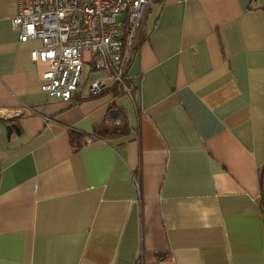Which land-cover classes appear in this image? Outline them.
I'll return each instance as SVG.
<instances>
[{"label": "crops", "instance_id": "crops-1", "mask_svg": "<svg viewBox=\"0 0 264 264\" xmlns=\"http://www.w3.org/2000/svg\"><path fill=\"white\" fill-rule=\"evenodd\" d=\"M17 12L0 0V264H264V8L154 0L131 96L69 101L41 89Z\"/></svg>", "mask_w": 264, "mask_h": 264}, {"label": "built area", "instance_id": "built-area-1", "mask_svg": "<svg viewBox=\"0 0 264 264\" xmlns=\"http://www.w3.org/2000/svg\"><path fill=\"white\" fill-rule=\"evenodd\" d=\"M153 1L18 0L11 26L20 42H39L30 58L43 65L41 89L48 95L69 101L87 83L90 95L117 87L131 96L128 68ZM100 71L109 85L90 78V72Z\"/></svg>", "mask_w": 264, "mask_h": 264}, {"label": "trees", "instance_id": "trees-1", "mask_svg": "<svg viewBox=\"0 0 264 264\" xmlns=\"http://www.w3.org/2000/svg\"><path fill=\"white\" fill-rule=\"evenodd\" d=\"M114 89H116V88H114ZM133 89H134V87H133ZM99 132L96 133V135L100 136L102 138H104V137L107 138L108 136L127 135L128 134V126H127V124L124 123L118 127H113V128L106 127L103 130H100ZM84 137H85L84 134L77 133L74 131H70L69 138H70L71 146L75 149L82 147V145H84L86 143L85 140H82ZM263 167L260 170L261 198L259 200V207H260L261 213L264 215V170H262Z\"/></svg>", "mask_w": 264, "mask_h": 264}, {"label": "water", "instance_id": "water-1", "mask_svg": "<svg viewBox=\"0 0 264 264\" xmlns=\"http://www.w3.org/2000/svg\"><path fill=\"white\" fill-rule=\"evenodd\" d=\"M250 1H252V0H250ZM109 116L113 119H117L118 113H117V111L112 110L109 112ZM12 131H16V133H18L19 128L15 124L8 125L7 126V132H8L7 134L10 135L12 133ZM262 170H264V167ZM260 178H261V176H260Z\"/></svg>", "mask_w": 264, "mask_h": 264}, {"label": "rangeland", "instance_id": "rangeland-1", "mask_svg": "<svg viewBox=\"0 0 264 264\" xmlns=\"http://www.w3.org/2000/svg\"><path fill=\"white\" fill-rule=\"evenodd\" d=\"M251 4L258 5V6H261L262 8H264V0H252ZM155 8H156L155 3H153L151 13L154 11ZM108 82L110 83L111 81H108Z\"/></svg>", "mask_w": 264, "mask_h": 264}]
</instances>
